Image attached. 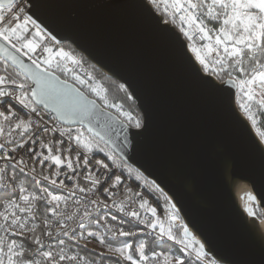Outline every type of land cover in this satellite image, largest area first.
I'll return each mask as SVG.
<instances>
[{
  "label": "snow or ice",
  "instance_id": "snow-or-ice-1",
  "mask_svg": "<svg viewBox=\"0 0 264 264\" xmlns=\"http://www.w3.org/2000/svg\"><path fill=\"white\" fill-rule=\"evenodd\" d=\"M148 3L159 13L153 17L157 26H175L179 19L180 34L206 42L189 54L181 35L175 36L191 75L204 87L228 93L264 152V131L257 136L245 115L256 108L264 123V0ZM33 15L26 0H0V53L5 46L12 50L0 55V264H96L97 258L112 264H185L188 246L174 235V229L189 234L188 224L175 225L180 209L155 179L149 181L139 168L133 175L129 137L116 144L109 135L134 128V138L143 136L144 117L100 96L91 77L76 71L82 58L61 47ZM17 53L30 62L19 79L9 71V60L25 67ZM161 196L173 210L164 212L167 220L157 214ZM248 211L256 221L257 213ZM148 230L164 242L160 251L142 242ZM81 240L99 241L107 256ZM167 241L184 246L168 247ZM245 264H264V257Z\"/></svg>",
  "mask_w": 264,
  "mask_h": 264
},
{
  "label": "water",
  "instance_id": "water-1",
  "mask_svg": "<svg viewBox=\"0 0 264 264\" xmlns=\"http://www.w3.org/2000/svg\"><path fill=\"white\" fill-rule=\"evenodd\" d=\"M29 3L30 14L35 13L47 31L127 88L148 131L134 138L136 129L117 128L109 135L116 144L129 137L130 163L178 204L205 239L204 251L222 264L259 262L264 257V152L228 93L204 87L191 75L185 49L175 39L179 30L157 26L153 17L159 13L147 0ZM5 53L12 50L5 46L0 55ZM19 59L25 67L9 62L25 74L30 62ZM252 131L259 135L253 123ZM243 186L256 196L262 221H254L241 206L238 192Z\"/></svg>",
  "mask_w": 264,
  "mask_h": 264
},
{
  "label": "built area",
  "instance_id": "built-area-1",
  "mask_svg": "<svg viewBox=\"0 0 264 264\" xmlns=\"http://www.w3.org/2000/svg\"><path fill=\"white\" fill-rule=\"evenodd\" d=\"M26 2H27V4H28V11L30 10V3H29V0H26ZM147 2H148V0H147ZM29 14H30V12H29ZM34 18V17H33ZM35 19V18H34ZM179 24H180V21H179V19H177L176 21H175V27L179 30ZM49 32V31H48ZM53 35V34H52ZM56 37V36H55ZM57 38V37H56ZM185 39L187 40V45H188V48H189V50H191V48L192 47H199L200 45H203V44H206V42H204V41H201L200 39H199V37L198 36H195V37H193V39L192 40H188V38L187 37H185ZM57 40H59L58 38H57ZM60 41V40H59ZM44 43H48V41L47 40H45L44 41ZM60 46L61 47H64L66 50H72L71 48H69V47H67L63 42H61L60 41ZM73 51V50H72ZM73 54L74 55H76V56H78V57H80V58H82V61H83V63H82V65L78 68V69H76V71L81 75V76H84L85 75V73H87L88 74V77H91V80H90V83H92V85H93V87H96L97 89H98V91H99V93H100V96H104L103 95V88H104V86H103V82H102V80L91 70V68L89 67V65L86 63V60H85V58H84V55L83 54H81L80 52H76V51H73ZM202 54H207V49L205 48L204 49V51L202 52ZM40 55V52H39V50L37 51V56H39ZM211 55H214V54H211ZM69 67H71V65H69ZM9 71L10 72H12V73H14V74H18V79L19 78H22L23 76H24V73L22 72V71H20L19 69H17L16 67H14L10 62H9ZM57 73L62 77L63 76V78L64 79H66V78H68L69 79V81L70 82H72L71 81V79H70V77L69 76H67V75H65V74H62L61 72H59V71H57ZM88 77H85L86 79L88 78ZM78 87H79V85H77ZM81 89H86L87 90V88H81ZM85 91V90H84ZM86 92V91H85ZM87 92H88V90H87ZM86 92V93H87ZM87 94H89L91 97H93V98H95L97 101H99L100 103H101V101L99 100V99H97V97H96V95L95 94H92V93H87ZM125 108V107H124ZM126 110H128L127 108H125ZM128 111H130V110H128ZM65 126H66V124H65ZM5 128H7V125H5ZM3 138L2 137H0V140H2ZM109 148H111V146L109 145ZM107 150V149H106ZM25 159L27 160V158L25 157ZM137 167H135V166H133V175H135L136 173H135V169H136ZM36 171L37 172H40L41 171V166H39V165H37L36 166ZM45 171H47V169H45ZM145 175V174H144ZM146 176V175H145ZM147 178H148V180L149 181H151V180H153L152 178H150V177H148L147 176ZM61 179H64L63 177H61ZM65 182L66 183H71L70 181H67V180H65ZM81 184H84V183H86V181H84L82 178H81ZM128 183L129 184H132V183H134V181H128ZM141 183H142V181H141ZM119 193H117V198L119 197ZM153 206H155V205H153ZM169 209H171V206H170V204H166V203H164V200H163V197L161 196V198H160V205H159V207L157 208V214L159 215V216H161V218L162 219H164V220H167V216H165L164 215V212L165 211H167V213L169 214H171V212H169ZM113 211H115V209H113ZM175 223L178 225V226H180V224H178L176 221H175ZM175 224V225H176ZM149 231V235L146 237V238H150V239H153L154 241H155V243L158 245V249H157V251H160L161 249H160V247H159V245H161V244H163L164 242L163 241H160V240H158V239H156V237H155V235L154 234H152L151 233V230H148ZM145 238V239H146ZM176 240L177 241H180V240H182L183 242H184V245H187L188 246V252H186L185 253V255L188 257L186 260H185V264H189V260L191 261V264H208V262L209 261H212L213 262V264H222L221 262H219L216 258H215V256L212 254V253H209V252H206V251H204V250H201L200 248H199V244L193 239V238H191L189 235H187V236H185L184 235V233H183V231H181V233H180V236H176ZM80 243L81 244H84L83 243V241L81 240L80 241ZM184 245H181V244H177L175 241H167V246L168 247H174V248H177V249H180V248H183V246ZM88 248V247H87ZM207 253V255L205 256L204 255V253ZM197 253H200V255L198 256L197 255ZM87 258V257H86ZM96 264H99V263H97L96 262Z\"/></svg>",
  "mask_w": 264,
  "mask_h": 264
},
{
  "label": "trees",
  "instance_id": "trees-1",
  "mask_svg": "<svg viewBox=\"0 0 264 264\" xmlns=\"http://www.w3.org/2000/svg\"><path fill=\"white\" fill-rule=\"evenodd\" d=\"M64 44L67 47L71 48L73 51L78 52L72 44H70L68 42H65ZM85 60H86V63L91 68V70L104 82L106 89H107V95L113 103H121L124 106H126V108H128L130 110V112L133 113V115L139 114L142 116L141 112L139 111V109L136 105L135 100L133 98L128 99V95L130 93L122 83H120L115 78L107 76L106 74H104L100 69H98L95 65H93L91 62H89L86 58H85ZM225 78L227 79V77H225ZM84 90L87 92L86 89H84ZM241 110L243 111V109H241ZM256 112H257V109H256ZM257 118L259 120V124H258L256 130L258 131V133H260L261 131H264V123H261V119H262L261 117L257 116ZM143 241H145V243H147L150 247L154 246L156 248V250L158 249V245L155 243V241L153 239L146 238ZM96 262L99 264H112V262L108 261V260L101 262L98 258H97Z\"/></svg>",
  "mask_w": 264,
  "mask_h": 264
},
{
  "label": "rangeland",
  "instance_id": "rangeland-1",
  "mask_svg": "<svg viewBox=\"0 0 264 264\" xmlns=\"http://www.w3.org/2000/svg\"><path fill=\"white\" fill-rule=\"evenodd\" d=\"M57 74H58V73H57ZM102 82H103V81H102ZM103 86H104V88H103V95L105 96V94H106L108 102L113 103V102L109 99V97H108V95H107V89H106V86H105L104 82H103ZM105 90H106V92H105ZM237 101H238L239 103H244V101L240 99L239 94H237ZM117 104H121V103H117ZM124 107L126 108V106H124ZM127 109H128V108H127ZM128 110H129V109H128ZM246 115L249 117V119H250L251 122L253 123L254 127L257 128V126H258V124H259V120H258V118H257V112H256V109L253 108L251 111L247 112ZM250 210H251V211H254V212L257 213V218H258V219H260L261 221L263 220V219H262V209H261V207L259 206V204H256V203L252 204V206L250 207ZM172 211H173L172 209H169V212H171V214H172ZM169 214H170V213H169ZM249 214H250V213H249ZM182 223L184 224L183 221H182ZM175 224H176V223H175ZM176 226H177V228H179V226H178L177 224H176ZM181 231H182V229L179 230V231H176V230L174 229V235H175V236H180ZM82 241H83L84 244H86V246L88 247V249H92V250H94V251H96V252H104L105 255H107V252H106V250H105L104 245L101 244L99 241H97V240H91V241H84V240H82ZM142 242L145 243V241H142ZM137 246H138V245H137Z\"/></svg>",
  "mask_w": 264,
  "mask_h": 264
},
{
  "label": "bare ground",
  "instance_id": "bare-ground-1",
  "mask_svg": "<svg viewBox=\"0 0 264 264\" xmlns=\"http://www.w3.org/2000/svg\"><path fill=\"white\" fill-rule=\"evenodd\" d=\"M250 197H255V199H250ZM238 198L240 201L241 206L243 207V209H245V211L249 214V209L252 206V204L256 203L258 204V200L256 198V196L253 194L252 191H250L248 189L247 186H243L242 188L239 189L238 192ZM173 203H176L174 200L172 201ZM177 204V203H176ZM177 208H179L178 204H177ZM180 209V208H179ZM180 216L181 219H177L176 222L178 224H183L182 221L184 222V224H188V228H189V236L193 239H197L200 243L206 244L205 239L198 233V231L193 228L188 221L186 220L185 216L183 215L182 211L180 210Z\"/></svg>",
  "mask_w": 264,
  "mask_h": 264
}]
</instances>
